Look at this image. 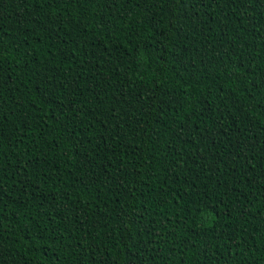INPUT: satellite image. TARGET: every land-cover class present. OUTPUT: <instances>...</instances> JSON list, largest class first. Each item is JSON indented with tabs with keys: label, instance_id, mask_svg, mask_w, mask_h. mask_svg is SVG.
<instances>
[{
	"label": "trees",
	"instance_id": "16d2710c",
	"mask_svg": "<svg viewBox=\"0 0 264 264\" xmlns=\"http://www.w3.org/2000/svg\"><path fill=\"white\" fill-rule=\"evenodd\" d=\"M0 264H264V0H0Z\"/></svg>",
	"mask_w": 264,
	"mask_h": 264
}]
</instances>
